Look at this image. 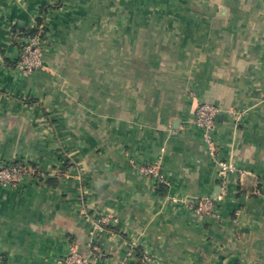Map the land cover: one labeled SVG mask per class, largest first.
I'll list each match as a JSON object with an SVG mask.
<instances>
[{
  "label": "crops",
  "instance_id": "obj_1",
  "mask_svg": "<svg viewBox=\"0 0 264 264\" xmlns=\"http://www.w3.org/2000/svg\"><path fill=\"white\" fill-rule=\"evenodd\" d=\"M26 30L52 41L29 76L9 36ZM197 101L234 112L214 132L224 180ZM16 161L46 176L0 185V264H61L71 246L105 264H264V0H0V167Z\"/></svg>",
  "mask_w": 264,
  "mask_h": 264
},
{
  "label": "built area",
  "instance_id": "obj_2",
  "mask_svg": "<svg viewBox=\"0 0 264 264\" xmlns=\"http://www.w3.org/2000/svg\"><path fill=\"white\" fill-rule=\"evenodd\" d=\"M41 18L44 14L40 15ZM34 35H26L22 31L10 32V40L17 48V55L14 58V69L17 72L28 74L37 68L42 67V43L45 40L42 31L35 30ZM222 113L234 114L233 111H224L221 107L197 101L193 109L192 122L201 133L202 142L207 149L209 156L218 165V175L220 180H224L227 174L232 173L235 167L230 162H223L216 158V146L214 141V132L217 126V118ZM139 173L143 176H150L160 179L159 167L156 164H148L139 168ZM45 174L35 166L27 162H10L0 167V185L3 187L18 188L28 182H41L45 178ZM215 206V199L200 200L192 209L197 214L212 213ZM107 224L105 218L92 219L90 236L96 235L103 231V227ZM134 256H137L134 251ZM139 258L142 264H156L153 262L151 255L142 250L139 253ZM61 264H94L85 256L80 254L74 246H71L66 256L61 261Z\"/></svg>",
  "mask_w": 264,
  "mask_h": 264
},
{
  "label": "rangeland",
  "instance_id": "obj_3",
  "mask_svg": "<svg viewBox=\"0 0 264 264\" xmlns=\"http://www.w3.org/2000/svg\"><path fill=\"white\" fill-rule=\"evenodd\" d=\"M49 16H51V14H45V20H47V24L49 25V26H51L50 25V17ZM50 28V27H49ZM44 33H40L41 35H43V38L45 39V40H48V43L46 44L45 42L44 43H42V51H44L45 49H49V48H51L52 47V41H50L49 40V38H50V35H49V33H45V32H48V31H43ZM49 37V38H48ZM45 40H43V41H45ZM42 59H43V53H42ZM41 69L43 68V67H40ZM40 68H37V69H40ZM37 69H35V70H37ZM34 70V71H35ZM34 71H32V72H30V73H28V74H26L27 76H29L30 74H32ZM20 73V72H19ZM22 75H25V74H23V73H21ZM52 76H53V78H54V80L58 83V85H55L54 86V88H53V90L55 91V92H64L65 93V96L67 97V96H69V97H71V93H72V90H71V88H67L68 86V82L65 80V79H63L62 78V75L59 73V72H51L50 73ZM17 75V74H16ZM189 93H190V95H191V98L192 99H196V98H194L193 97V95H194V92L193 91H189ZM68 98V97H67ZM16 162H24V161H16ZM7 163H10V162H7ZM38 167V166H37ZM46 175V174H45ZM24 188V187H23ZM137 258V257H136ZM151 258H152V260H153V262H154V259H153V256H151ZM137 260H138V262L140 263V264H142V262H141V260H140V258H137ZM126 261V260H125ZM91 262H93L94 264H105V263H100V262H94V261H91ZM120 264H127L126 262H121Z\"/></svg>",
  "mask_w": 264,
  "mask_h": 264
},
{
  "label": "trees",
  "instance_id": "obj_4",
  "mask_svg": "<svg viewBox=\"0 0 264 264\" xmlns=\"http://www.w3.org/2000/svg\"><path fill=\"white\" fill-rule=\"evenodd\" d=\"M24 34H26V35H28V34H30V35H34L36 32H35V30H26V31H22Z\"/></svg>",
  "mask_w": 264,
  "mask_h": 264
}]
</instances>
